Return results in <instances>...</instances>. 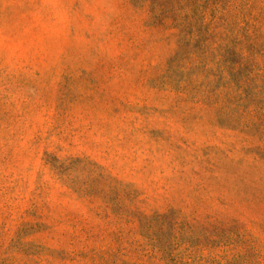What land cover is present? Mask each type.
Masks as SVG:
<instances>
[{"label": "rangeland", "instance_id": "1", "mask_svg": "<svg viewBox=\"0 0 264 264\" xmlns=\"http://www.w3.org/2000/svg\"><path fill=\"white\" fill-rule=\"evenodd\" d=\"M0 264H264V0H0Z\"/></svg>", "mask_w": 264, "mask_h": 264}]
</instances>
